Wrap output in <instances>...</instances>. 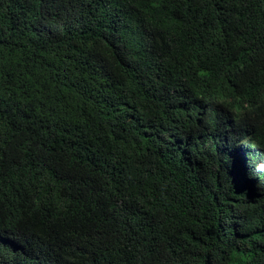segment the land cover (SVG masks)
<instances>
[{
	"label": "trees",
	"instance_id": "trees-1",
	"mask_svg": "<svg viewBox=\"0 0 264 264\" xmlns=\"http://www.w3.org/2000/svg\"><path fill=\"white\" fill-rule=\"evenodd\" d=\"M260 163L264 0H0V264H264Z\"/></svg>",
	"mask_w": 264,
	"mask_h": 264
},
{
	"label": "clouds",
	"instance_id": "clouds-1",
	"mask_svg": "<svg viewBox=\"0 0 264 264\" xmlns=\"http://www.w3.org/2000/svg\"><path fill=\"white\" fill-rule=\"evenodd\" d=\"M232 111L237 117L243 116V110L240 107H234ZM255 170L258 173H264V163L257 164Z\"/></svg>",
	"mask_w": 264,
	"mask_h": 264
}]
</instances>
